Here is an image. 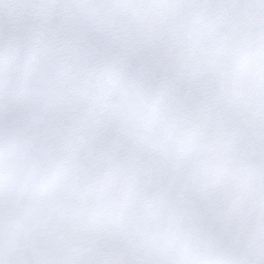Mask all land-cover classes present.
I'll return each instance as SVG.
<instances>
[{
  "label": "snow or ice",
  "instance_id": "obj_1",
  "mask_svg": "<svg viewBox=\"0 0 264 264\" xmlns=\"http://www.w3.org/2000/svg\"><path fill=\"white\" fill-rule=\"evenodd\" d=\"M0 264H264V0H0Z\"/></svg>",
  "mask_w": 264,
  "mask_h": 264
}]
</instances>
